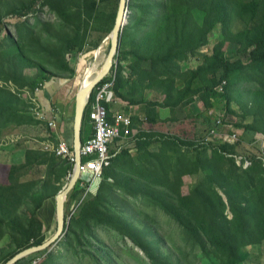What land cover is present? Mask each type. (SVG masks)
Here are the masks:
<instances>
[{
    "label": "rangeland",
    "instance_id": "rangeland-1",
    "mask_svg": "<svg viewBox=\"0 0 264 264\" xmlns=\"http://www.w3.org/2000/svg\"><path fill=\"white\" fill-rule=\"evenodd\" d=\"M13 1L15 6L23 7L18 14L11 12L7 4H0V53L4 57L21 54L33 66L22 68L24 85L10 81L6 85L16 92L18 111L25 116V122L31 125L45 122L49 128L50 120L45 114L41 111L44 119L35 114L41 110L37 100L38 90L44 84L43 78H38L40 72L44 71L47 78H68L66 99L74 110L80 82L94 64L97 69L106 58L119 0H88L87 7L85 0ZM229 1L224 20L215 22L207 33L211 36L207 44L163 62L168 56V38L164 34L156 36L161 17L179 12L185 18L176 23L178 27L187 21V30L199 32L206 24L207 11L198 8L189 19L187 8L178 2L127 0L119 47L105 77L115 78L116 65L124 69L120 75L127 78L120 77L118 84L123 98L116 97L110 107L126 106L139 129V139L116 157L111 177L105 178L106 172L102 175L103 186L97 190L99 198H95L98 192L83 193V190L67 198L62 236L31 264H264V241L241 248V260L236 261L212 244L207 243L204 248L197 245L160 204L164 200L183 209L193 206L182 202L185 196L196 204L197 196L192 193L207 179L206 172L219 165L225 169L239 168V157L254 154L250 139L256 133L264 134V68L253 59L242 57L244 49L249 53L257 48L256 43L243 46L262 20L264 0ZM196 5L200 7L199 3ZM226 48L233 52L225 54ZM216 51L221 53L215 55ZM33 81H39L34 85L37 87L31 86ZM222 81L228 83L227 106L224 89L211 90L215 83L220 88ZM206 96L213 104L205 106L204 115H199L202 98ZM218 118L222 124L216 126ZM86 121L82 142L91 129ZM21 125L9 124L0 134V183H32L16 216L24 224L29 218L40 221V232L47 239L56 227L54 207L42 217L39 210L32 213L34 202L41 192L62 188L68 182L69 163L44 148L56 143L57 138L38 136L36 132L22 130ZM212 127L216 132L238 134L231 154L226 156L232 157L234 164L221 156L227 150L224 145L230 142L210 135L208 130ZM28 148L43 154L24 164ZM196 164L208 168L197 169ZM11 166L15 169L9 176ZM254 184L253 197L264 198V171L255 173ZM241 186L246 188L243 183ZM216 190L226 201L224 193ZM51 200L54 206L55 200ZM75 201L78 204L74 209ZM80 203L82 206L76 211ZM225 213L232 218L229 208ZM109 216L127 221L129 230L139 234L142 247L125 235L118 224L107 223ZM19 237L18 228L0 223V262L17 249L15 241Z\"/></svg>",
    "mask_w": 264,
    "mask_h": 264
},
{
    "label": "trees",
    "instance_id": "trees-1",
    "mask_svg": "<svg viewBox=\"0 0 264 264\" xmlns=\"http://www.w3.org/2000/svg\"><path fill=\"white\" fill-rule=\"evenodd\" d=\"M11 1L12 3H9V1L6 0H0V4H7V6L11 7V12L18 14L23 8L22 5L15 6L14 1ZM171 1L174 4L178 2L180 5L185 6L189 14H187V18L189 19L190 15L192 16V12L194 10H197L198 8L200 10H206L208 18L205 19L206 24L199 29V32H194L192 30H187V21H185L181 28L178 27L176 23L180 20V18H185V16H182L181 13H166L164 16H162L160 19V27L158 32L156 33V36L164 34L168 38V56H165L162 59L163 62H167L173 55H181L193 52L200 46L207 44L211 39V36H209L207 33L211 31L212 25L215 22L224 20L223 18L225 17L228 10L227 2H230L229 0ZM197 3H199L200 7H196ZM204 4L206 7L204 6ZM87 5L88 0H85L84 6L87 7ZM253 7L254 4L251 5V12L254 11ZM242 8H244V5H242ZM247 38L248 41L244 44L243 47L246 48L247 46L256 43L257 48L255 50H251V52L249 53H246L244 49L242 57L244 59H253L254 62L263 65L260 66L261 68H264V14L261 22L256 26L253 35ZM215 50H217V48H215ZM230 52H233V49L226 48L225 54ZM220 53L221 51H216L215 55H219ZM25 66L32 67L33 65L31 64V60L23 57L21 54H13L10 57H4L0 53V81H2V83H0V134L9 124H27V122H25V116L20 115L18 111L19 98L16 92L6 85V83L9 81L18 86L24 85L25 75L22 68H24ZM69 68L70 67L67 65V69ZM115 73L116 74L113 81V91L115 96L118 97L121 96L118 92L120 77L123 79H126L127 77H122L120 75L124 74V69L117 68V65L115 68ZM40 74L41 75H39L38 78H43L41 82L49 80L50 77L47 78L44 71H41ZM57 78L68 80L67 77ZM104 81H106V77L103 78L100 82ZM222 82L224 83H221L220 88L218 87V84L215 83L213 87H211V90L224 89L223 100L225 102V105L227 106L229 102L226 93L228 83H226V81ZM35 84H39V81L37 83L36 81H33L31 83V86H33V88L37 87L34 86ZM262 95L264 98V93ZM90 97H92V95H90ZM202 101L203 105L201 109H199V115H204L205 106L207 107L213 104V101H211L208 96L203 97ZM108 117H111V112L109 110ZM208 118L211 119V117ZM84 120H87L86 113H84L83 121L81 122V134L83 131ZM217 120H219V123H217ZM217 120L215 121L216 126L222 124L221 118H218ZM250 141L252 142L253 139H250ZM229 144L228 142H226L224 147L227 148V150L223 153L221 152V156L225 158H227V155L231 154V149L233 148V145H235V143L231 145ZM42 154V152H39V150L35 149L25 150L24 164L30 163V160H32V158H40ZM116 157L112 160L111 165L103 170L102 175L106 172L105 178L111 177L109 173L111 172V170L114 171L111 166ZM249 158L251 164L246 168H242L241 165H238L240 170L236 165L235 166L237 168L235 167V169H225L223 166L219 165L217 168H212V172L208 170V172H206L207 179L201 182L193 190L192 194H195L197 196V203L195 204L190 196H185L182 200L183 203H193V206H188L183 209L179 205H174L164 200H161L160 202V204H162L167 209V211L174 217V219L182 227L185 228L188 235L195 241L197 245L204 248L207 243L212 244L222 252L230 254L233 258L236 259V261L241 260V248L245 247L248 244H259L264 241V198L262 196H258L257 198L253 197L255 173L258 171H264V168L261 166L260 161L256 158L255 154H252ZM63 159H65L69 163L68 174H70L73 168V163L70 162L67 158ZM227 159L230 160L232 164H234V160L232 157ZM196 168L207 170L208 167L203 164H196ZM13 169H15V167L11 166L8 172L9 176H11V172L13 171ZM216 169L217 171L214 172ZM102 182L103 180L100 182L101 184L98 187V191H100L101 187L103 186ZM242 183L246 186V188L241 186ZM31 188L32 183L29 182H17L8 184L0 183V223H6V225L11 224L18 228L21 232V237H19L20 240L15 241L17 249L10 251L9 254L4 257L3 261L0 262V264H4L18 251L32 245H38L46 239V237L40 232L42 228V223L40 221L39 222L41 223V225L39 222L34 221V219L29 218L27 224H24L20 217L16 216L18 206L24 201L25 197L28 196V190H31ZM216 188L220 189L224 193L226 201L223 200L221 194L218 193ZM60 189L61 187H56L51 191H45L44 193L41 192V196L34 202L35 204L33 206L32 213L34 214L35 212H37L46 199L55 197ZM77 191L78 187L76 184L73 187L72 191H70V193L66 196L65 208L67 205V198L71 199L72 194H75ZM99 197L100 195L98 192L95 195V198ZM81 206L82 205L80 203L76 211L79 210ZM226 208H229V210L232 212V218L227 217L225 213ZM106 221L107 223L111 222L110 224H118V228L122 229L125 235H128L133 241H135L140 247H142L139 239V234L133 233L131 232V230H129L130 228L127 221L122 220L116 216H109ZM34 228L37 230H34ZM32 230L34 231L31 232ZM43 251L44 250L32 253L17 260L15 263H19L20 261H27V264H31L32 261L36 260L40 256L38 254Z\"/></svg>",
    "mask_w": 264,
    "mask_h": 264
},
{
    "label": "built area",
    "instance_id": "built-area-1",
    "mask_svg": "<svg viewBox=\"0 0 264 264\" xmlns=\"http://www.w3.org/2000/svg\"><path fill=\"white\" fill-rule=\"evenodd\" d=\"M113 81L106 80L98 83L87 97L85 105V113L87 114V120L91 126L90 134L80 144V172L84 173L90 171L92 177L101 179L103 170L108 168L112 160L118 156L124 149L129 148L130 143L139 139L138 127L132 120L130 112L122 110H113L110 105L116 102V96L113 91ZM92 95V97H90ZM108 110L111 112V117H108ZM113 110V111H112ZM40 119H44L45 116L41 111L35 113ZM219 123V120H217ZM48 126L53 127L54 121H48ZM215 128H211L210 135H216L218 140L221 138L226 139L230 143H234L238 140V134L220 133L216 132ZM58 140L54 144L44 145L45 149H50L51 152L61 158H67L70 162L75 163L73 148L63 138H57ZM252 146L254 148V154L260 161L261 166L264 168V134L256 133L253 137ZM251 164L250 158H238V165L242 168H246ZM71 170V173L73 171ZM69 174V178L71 176ZM78 190H83V193H92L89 190V183L83 179H78ZM75 184V185H76ZM78 202L75 201L74 209ZM75 211V210H74ZM35 263V260H34Z\"/></svg>",
    "mask_w": 264,
    "mask_h": 264
},
{
    "label": "water",
    "instance_id": "water-1",
    "mask_svg": "<svg viewBox=\"0 0 264 264\" xmlns=\"http://www.w3.org/2000/svg\"><path fill=\"white\" fill-rule=\"evenodd\" d=\"M127 7V0H119L114 23L112 30L109 34L110 45L106 55V60L99 69V71L94 75V77L84 86H79V89L75 96V104L73 110V140L72 148L75 158L74 168L68 182L58 191L55 195V217H56V227L54 232L45 239L42 243L38 245H32L24 248L12 257H10L4 264H14L17 260L26 257L32 253L42 251L56 242L61 236L63 227L65 224V213H64V203L67 194L73 189L78 179H83L89 183V190L92 193H96L100 185L101 179L97 177H92L90 171L81 173L80 172V144H81V122L84 115L85 105L87 97L93 88L108 74L110 67L113 63V58L118 50L122 27L124 24L125 13Z\"/></svg>",
    "mask_w": 264,
    "mask_h": 264
},
{
    "label": "crops",
    "instance_id": "crops-1",
    "mask_svg": "<svg viewBox=\"0 0 264 264\" xmlns=\"http://www.w3.org/2000/svg\"><path fill=\"white\" fill-rule=\"evenodd\" d=\"M97 58H98V53L96 55V59ZM67 81L68 80H62L59 78H51L48 81L44 82L42 88L39 89L37 93L38 105L41 108L40 111H42L45 114L47 120L54 121L53 127L47 128L45 126L46 125L45 122L44 123L37 122L34 125L22 124L21 125L22 130L29 131V132H36L38 136H43V135L44 136L46 135L45 137L51 136L52 139L61 137L64 140H66V142L69 145L72 144L73 109L69 107V105L67 104L69 102V100L66 99L67 94H68L67 93V90H68ZM115 106L114 107L111 106V108L113 110L122 109V111L129 112L126 106L121 107L117 105V109L115 108ZM46 142H50V141L47 140ZM52 198L55 200V197H50L46 199L42 203V206L38 209L39 210L38 212L41 214V216L42 215L44 216L45 211L51 209V207H54L53 209L55 211L56 203L53 206V203L51 200ZM64 210H65V203H64ZM27 263H28L27 261L19 262V264H27Z\"/></svg>",
    "mask_w": 264,
    "mask_h": 264
},
{
    "label": "bare ground",
    "instance_id": "bare-ground-1",
    "mask_svg": "<svg viewBox=\"0 0 264 264\" xmlns=\"http://www.w3.org/2000/svg\"><path fill=\"white\" fill-rule=\"evenodd\" d=\"M108 39L110 40V36L108 37ZM105 60H106V58H105ZM105 60H104V62H105ZM103 62V63H104ZM103 65V64H102ZM101 65V66H102ZM101 66L99 67V68H97V69H94L93 70V67L90 69V71L86 74V76L84 77V79H82V81H81V83H80V85L79 86H84V85H86L93 77H94V75L99 71V69L101 68ZM93 70V71H92ZM78 90V89H77Z\"/></svg>",
    "mask_w": 264,
    "mask_h": 264
}]
</instances>
